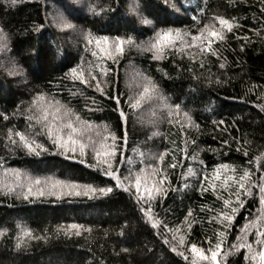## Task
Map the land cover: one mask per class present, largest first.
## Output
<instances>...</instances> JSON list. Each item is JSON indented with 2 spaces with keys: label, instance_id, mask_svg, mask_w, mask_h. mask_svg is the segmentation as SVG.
<instances>
[{
  "label": "trees",
  "instance_id": "trees-1",
  "mask_svg": "<svg viewBox=\"0 0 264 264\" xmlns=\"http://www.w3.org/2000/svg\"><path fill=\"white\" fill-rule=\"evenodd\" d=\"M216 17L233 25L211 44L217 55L199 53V40L185 46L205 24L221 30ZM177 30L187 33L183 43L164 39ZM149 80L169 105H181V114L169 118L155 96H140ZM136 99L141 103L133 108ZM46 101L70 110L61 120L76 124L84 155L79 145L58 147L43 123L28 119ZM16 132L35 141V151ZM113 146L115 156L106 157ZM161 152L165 159L157 162ZM106 158L121 177L145 169L142 188L148 165L166 175L150 217L140 211L146 203L134 186L116 187L105 174L107 165L98 162ZM189 168L194 175H186ZM243 170L251 179L237 191ZM227 177L234 179L225 185ZM262 177V0H0V264H212L190 247L210 254L217 243L219 264H260ZM241 244L252 252L233 251Z\"/></svg>",
  "mask_w": 264,
  "mask_h": 264
},
{
  "label": "snow or ice",
  "instance_id": "snow-or-ice-1",
  "mask_svg": "<svg viewBox=\"0 0 264 264\" xmlns=\"http://www.w3.org/2000/svg\"><path fill=\"white\" fill-rule=\"evenodd\" d=\"M13 3L18 2V0H12ZM262 2H264V0H262ZM216 20L218 21L219 25L221 26V30H216L214 28H211L210 25L205 24L203 29L201 30V32L199 33V35L193 36L191 43L190 44H186V47H196V42L199 40L201 42V47L199 48V53H204L207 52L210 55H217L216 51L212 50L211 48V44L214 42V40H223L224 39V35L222 33V29H227L228 31L232 30L233 25L230 23L229 20L224 19L222 17H216ZM143 23H150L148 20L144 19L142 20ZM60 23L63 24L64 27H70V25L67 24L66 21H60ZM205 33H207V36H205ZM187 35V33H184L183 35L180 33L179 30L176 31L175 33V37L172 36L171 32H165L164 33V39L165 40H173V39H179L182 43H183V36ZM105 40V42L107 41V37L103 38ZM91 42V41H89ZM129 43H131V38H129V40L127 41ZM99 43V41L97 42ZM160 43L159 40H157L156 44L152 45L153 48H155L158 44ZM116 51L118 52H122L123 48L121 47V43H117L115 45ZM179 51V49H177ZM221 67H223V65H221ZM73 74H76V70L73 69ZM80 79L82 82L83 81V74H80ZM93 80L96 79V77H92ZM97 87L99 88V85H97ZM147 93H151L153 96L156 97L157 101L159 102L160 106L162 108H164L165 110H167V116L170 118L175 114H181V105L180 104H174V105H169L167 102V98L163 95L159 94L158 88L157 86L152 83L150 80L148 82V85L144 87V91L142 93H140V96L143 97L145 94ZM43 97H38L36 100H33V104H37L38 100L39 101H43ZM141 103L140 99H136L131 103V106L133 108H137L139 107ZM47 107H43L41 106L39 108V114L37 115H33V116H29L28 119L29 120H35V122L37 124H41L43 123L44 128L41 129V131H44L45 128L47 130V134H48V138L50 140H52L53 136L55 135V139L53 140V143L56 144L58 147H62L64 148L65 151H68V145L71 144L73 146L75 145H79V149H80V153L81 155L85 154V149H86V145L85 143L78 139L75 138V134L78 132V129L76 127V124L72 122V120L67 119V120H61V112L63 113V117L67 118L70 115V110L69 109H64L62 105H60L59 101H46ZM117 104H119V101H117ZM121 118L124 117V113L121 112L120 113ZM182 115L184 116L185 120L188 123H191V117L188 114V112H183ZM57 121H60L59 123H57ZM77 123H80L79 118H77ZM55 126V128H54ZM31 127V125H30ZM87 127H90V125H88ZM64 132H67V136L64 135ZM98 135H101L100 133H98ZM155 135V133H154ZM15 136L19 137V140L21 142V144L23 145V147L27 148L29 151H35V148H33V144H35V141H31L29 142V140L26 138V136L24 134H22L21 132H16ZM113 139H115V137H112ZM9 139L11 140V135L9 136ZM150 139V137H149ZM13 144L16 143L15 140L12 141ZM193 143H195V141H193ZM225 143H227V141H225ZM36 147H41L40 145H36ZM72 151H75V147H73L71 149ZM116 154V150H115V146H113V150L111 152L105 153L106 157H114ZM101 153L100 152H96V156H100ZM143 155V154H141ZM156 160L157 162H163L165 159V153L161 152L159 154L156 155ZM192 159H196V154H193ZM98 163L100 164H105L107 165V170L105 171V174L109 177H111L112 179H114L116 181V187H121L126 181L129 183L130 186H134L137 192V199L140 201H144L146 203V207H143L140 209L141 212L145 213L146 216L150 217V214L152 212V201L156 198L157 195H164V189H163V184L164 181L167 179L166 175L163 174L161 172V169L159 168H155L152 165H148V167L151 169V171L148 173L147 179L144 180V186L142 188V184H141V175L145 172V169L141 168L139 169V173L135 175V177L133 176V174L131 172H129V175L127 177H121L119 175H117V170H114L112 167V163L110 162L109 159H104L99 161ZM132 161L129 160V164H131ZM167 168H171V169H175L176 167V163H169L166 165ZM221 167H227L222 165ZM195 173L192 171L191 168H189L188 172L186 173V175H194ZM155 175L157 178L155 180H152L151 184L148 183V180L151 179V177ZM217 180L220 179L219 176L216 177ZM233 177H227L225 180V185L229 182V181H233ZM251 179V175L250 172L248 170H243L240 175H239V180L236 181L238 187H237V191L241 190V189H245L246 188V182L249 181ZM261 179H264V177H262ZM36 184H39L40 181L36 180L35 181ZM74 187V186H73ZM90 191H96V189H89ZM130 188H125V191H129ZM202 190H206V189H202ZM29 192H31V188L28 189ZM112 189L111 188H100L99 192L101 194L105 193V192H111ZM260 191H261V199H260V204L264 205V184L260 185ZM41 195H43V192L40 193ZM77 195H79V193H76ZM87 194V193H85ZM246 194V193H245ZM27 198V197H25ZM239 202V196H237V203ZM224 205L227 206L229 205L230 201L225 199L223 201ZM231 211L233 213H235L237 211L236 207H233L231 209ZM221 216L223 217V220L226 221H231L232 220V216L231 215H227L224 213H221ZM153 227H156V223H153L152 225ZM72 228H79L80 226L77 225H72L70 226ZM77 235H79V231H77L76 233ZM259 234V233H258ZM23 235L25 236H29L30 233L25 231L23 233ZM221 235H223L221 233ZM239 239V238H238ZM180 243L183 244V237H181ZM261 243H264V241H261ZM20 244L18 242L17 247H19ZM237 247H247L249 249L250 252H252V246L251 244H241L239 246L237 245H233V251H235L237 249ZM175 250V249H173ZM190 251L195 254L197 257H199L201 260H211L212 264H219V253L221 252V244L217 243L214 248L210 249V254H206L203 250L197 248V246L195 244H192L190 247ZM258 257H259V262L260 264H264V248L260 249L259 253H258ZM253 260L257 259V255L255 253H253L252 257Z\"/></svg>",
  "mask_w": 264,
  "mask_h": 264
}]
</instances>
